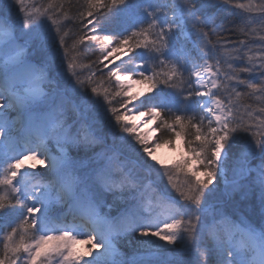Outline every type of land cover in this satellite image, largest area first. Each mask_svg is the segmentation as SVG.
<instances>
[{
	"label": "snow or ice",
	"instance_id": "1",
	"mask_svg": "<svg viewBox=\"0 0 264 264\" xmlns=\"http://www.w3.org/2000/svg\"><path fill=\"white\" fill-rule=\"evenodd\" d=\"M0 232V264H264V0H0Z\"/></svg>",
	"mask_w": 264,
	"mask_h": 264
},
{
	"label": "trees",
	"instance_id": "2",
	"mask_svg": "<svg viewBox=\"0 0 264 264\" xmlns=\"http://www.w3.org/2000/svg\"><path fill=\"white\" fill-rule=\"evenodd\" d=\"M47 2V0H37L36 1V5L39 6L41 4H45ZM77 0H73V3H76ZM243 2V0H242ZM257 2H259V0H257ZM222 18H227V14H222ZM233 39H237V37H233ZM105 45L100 44L98 42H91V43H86L85 45H82L80 48L81 53L87 57L84 60H81L80 63L84 64V65H88L89 61H95L101 54V52L103 51ZM197 57L199 54H195ZM125 61L127 60V57H124ZM191 59V58H190ZM196 62H201L200 59H197ZM117 65H119V62L116 61ZM191 63L189 64V68H190ZM85 76L88 75H92L95 79H97L98 81L100 80V72L98 71V68L96 66H93L91 68V71H86L84 73ZM104 76L107 75V71L105 70L103 73ZM188 75V72H185V76ZM102 87H107L110 88V90L114 91V85H110L108 83H104L102 85ZM239 90H243V89H239ZM248 103H256L254 100H249L247 101ZM156 135H159V133H157ZM166 138V137H165ZM163 145H167V144H161V146ZM181 146L183 148V144L181 142ZM183 150L185 151V149L183 148ZM178 177H174V179H177ZM167 182V178L164 177L163 179V183ZM3 232H0V236L3 237ZM3 244V240L2 238H0V247H2Z\"/></svg>",
	"mask_w": 264,
	"mask_h": 264
},
{
	"label": "rangeland",
	"instance_id": "3",
	"mask_svg": "<svg viewBox=\"0 0 264 264\" xmlns=\"http://www.w3.org/2000/svg\"><path fill=\"white\" fill-rule=\"evenodd\" d=\"M37 0H34V3L36 4ZM119 62V61H118ZM203 63V62H202ZM199 65V64H197ZM192 69V66H191ZM142 88L140 85H136L133 88V91H141ZM131 114V113H130ZM134 121H139L140 117L139 116H134ZM148 124H143L141 125L142 130H148ZM181 140L177 139L175 141V148L169 147L168 145H163L160 148L156 149L154 156L156 157L157 160L163 161L165 165H171L174 163L176 160L181 158V156L184 153V150L181 146ZM0 238H2L0 236ZM73 247L75 248L77 253H83L87 250V248L84 247V242L83 240H78Z\"/></svg>",
	"mask_w": 264,
	"mask_h": 264
},
{
	"label": "bare ground",
	"instance_id": "4",
	"mask_svg": "<svg viewBox=\"0 0 264 264\" xmlns=\"http://www.w3.org/2000/svg\"><path fill=\"white\" fill-rule=\"evenodd\" d=\"M38 163H39L38 161H32V160H27V159L24 161L25 165H31V164H37L38 165ZM84 247L87 248V246L85 244H84Z\"/></svg>",
	"mask_w": 264,
	"mask_h": 264
}]
</instances>
